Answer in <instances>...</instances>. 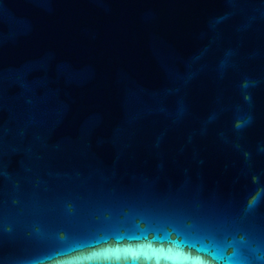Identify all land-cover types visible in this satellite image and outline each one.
<instances>
[{
  "label": "water",
  "instance_id": "water-1",
  "mask_svg": "<svg viewBox=\"0 0 264 264\" xmlns=\"http://www.w3.org/2000/svg\"><path fill=\"white\" fill-rule=\"evenodd\" d=\"M0 264H264V0H0Z\"/></svg>",
  "mask_w": 264,
  "mask_h": 264
}]
</instances>
